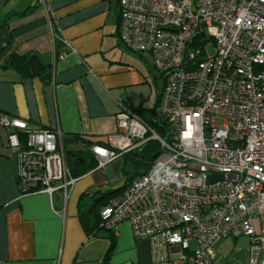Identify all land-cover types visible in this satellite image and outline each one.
Instances as JSON below:
<instances>
[{
	"label": "built area",
	"instance_id": "2783aa9c",
	"mask_svg": "<svg viewBox=\"0 0 264 264\" xmlns=\"http://www.w3.org/2000/svg\"><path fill=\"white\" fill-rule=\"evenodd\" d=\"M37 4L55 40L50 2ZM117 7L120 43L149 54L164 74L158 112L169 138L119 104L115 133L90 147L96 169L149 140L161 151L101 209L100 227L116 234L128 222L135 240L148 241L151 264L167 263L173 249L184 264H212L218 241L240 236L249 239L248 264H264V0H118ZM208 38L214 54L199 60L191 46ZM53 51L55 62V42ZM0 128L20 193L66 200L76 179L59 125L29 128L0 112Z\"/></svg>",
	"mask_w": 264,
	"mask_h": 264
},
{
	"label": "crops",
	"instance_id": "0c3cea01",
	"mask_svg": "<svg viewBox=\"0 0 264 264\" xmlns=\"http://www.w3.org/2000/svg\"><path fill=\"white\" fill-rule=\"evenodd\" d=\"M49 2L55 40L37 0H0V112L25 121L29 128L58 124L64 138H70L67 150L84 149L71 136L105 144L115 133L120 103L140 108L154 92V109H141H157L164 74L149 54L132 57L120 43L118 0ZM54 42L62 54L55 62ZM11 53L35 56L49 68V77L20 79L3 67ZM6 134L0 128V264H105L110 243L106 264H151L148 241L135 240L128 222L120 223L116 234L99 231L94 238L85 234L78 219L80 195L104 188L101 173L113 177L118 167H109L122 157L77 178L66 200L60 193L51 199L44 193L21 194ZM79 182L83 184L77 186ZM248 248V237L222 239L215 245L212 264H248ZM175 251L162 264H184Z\"/></svg>",
	"mask_w": 264,
	"mask_h": 264
},
{
	"label": "trees",
	"instance_id": "16d2710c",
	"mask_svg": "<svg viewBox=\"0 0 264 264\" xmlns=\"http://www.w3.org/2000/svg\"><path fill=\"white\" fill-rule=\"evenodd\" d=\"M38 6V4H37ZM39 7V6H38ZM212 44V39H204L202 41H196L192 44L191 49L194 47L199 49V53L196 58H205L208 55L206 50V45ZM140 55V54H138ZM186 63V62H185ZM5 69L14 70L20 77V79H31L33 77L47 78L49 77V68L40 63V61L35 56L29 55H17L15 53H11L5 60V64L3 66ZM165 79V77H164ZM165 85V82H164ZM159 103V102H158ZM129 107V106H128ZM136 115H138L160 138L163 140L169 138V125L166 120L160 116L157 109L149 112H144V109L140 108H131L129 107ZM7 136V134H6ZM149 136V135H148ZM71 139L75 142L83 143L84 149L81 151H71L67 150V142L70 138H64L63 144L65 148V158L67 169L74 179L80 178L81 176L89 173L90 171L96 169L97 162L94 160V157L90 153V147L93 145H97L94 142H83L77 136H71ZM106 144V143H105ZM102 144V145H105ZM160 144L156 140H149L146 142L141 148L134 150L132 153L125 155L131 156L129 157V161L131 163V170H133V175L127 177L124 184L116 189H108L105 191L98 190L96 192H90L89 194H81L78 203H77V211H78V219L82 229L88 237H96V233L104 230L100 227L101 219H100V211L101 209L108 204L110 200L117 197L124 190L126 183L130 182L132 179L139 175L145 174L152 166L154 160L160 154ZM91 154V155H90ZM75 160H77V165L75 164ZM82 161V162H81ZM106 231V230H105ZM110 232V231H107ZM109 236V242L113 240ZM112 243L107 250L105 257V264L107 263V257L111 250Z\"/></svg>",
	"mask_w": 264,
	"mask_h": 264
},
{
	"label": "rangeland",
	"instance_id": "374dc122",
	"mask_svg": "<svg viewBox=\"0 0 264 264\" xmlns=\"http://www.w3.org/2000/svg\"><path fill=\"white\" fill-rule=\"evenodd\" d=\"M205 48H206L209 56H212L214 54V48H213V45L212 44L206 45ZM128 53L132 57L135 56V54H133V53H131L129 51H128ZM155 74L157 75L156 72H155ZM161 82H162V80L159 78V82H157V84H158L159 87H161V85H160ZM143 105L144 106H142V107L144 109H145V107H146L147 110L154 109V106H155V95H154V92H153V95H151L143 103ZM214 125L215 126H221L222 125V121L217 120V121H215V124ZM129 157H131V156H124L121 159L113 162L110 165L109 168H113L114 166H117L118 167V170L114 173V176L113 177L109 178L107 176V174L101 173V177L104 179V182L105 183H104V188H101L100 190L105 191V190H108V189H116V188H119V187H121L124 184V182H125V180H126L127 177H130L131 175H133V170H131V163L129 161ZM99 177H100V175H99ZM87 182L90 183V181H87ZM81 184H83V183L82 182H79L77 186H79ZM100 232L105 233L108 236V232L107 231L102 230ZM100 238H102L101 235H100Z\"/></svg>",
	"mask_w": 264,
	"mask_h": 264
},
{
	"label": "water",
	"instance_id": "95a60500",
	"mask_svg": "<svg viewBox=\"0 0 264 264\" xmlns=\"http://www.w3.org/2000/svg\"><path fill=\"white\" fill-rule=\"evenodd\" d=\"M82 162V161H81ZM75 164L77 165L78 163H77V160H75Z\"/></svg>",
	"mask_w": 264,
	"mask_h": 264
}]
</instances>
